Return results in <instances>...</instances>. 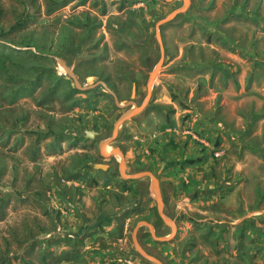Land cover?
Listing matches in <instances>:
<instances>
[{
	"label": "rangeland",
	"instance_id": "1",
	"mask_svg": "<svg viewBox=\"0 0 264 264\" xmlns=\"http://www.w3.org/2000/svg\"><path fill=\"white\" fill-rule=\"evenodd\" d=\"M183 2L0 0V264H155L133 230L172 229L151 179L123 178L120 156L100 152L129 105L96 82L120 103L136 84L142 104L156 24ZM181 14L160 27L148 104L105 151L159 178L177 233L137 235L164 264H264V0H189ZM61 133L50 154L57 141L43 139Z\"/></svg>",
	"mask_w": 264,
	"mask_h": 264
},
{
	"label": "water",
	"instance_id": "2",
	"mask_svg": "<svg viewBox=\"0 0 264 264\" xmlns=\"http://www.w3.org/2000/svg\"><path fill=\"white\" fill-rule=\"evenodd\" d=\"M189 6V0H184L183 5L175 8L172 12H170L166 17H164L163 19L159 20L156 24V28H157V38L159 40V43L161 45V51H162V58L159 61L158 65L155 67V69L151 72L149 80H148V95L147 98L145 99V101L138 105L136 103V101L134 100L135 96H136V84H134L133 89H132V94H131V99L130 100H124L122 103L119 102V99L117 97V95L115 94L114 91H112L111 89L107 88V84L104 81H97L96 84L100 83L102 85H104L106 87L107 90H109L116 99V102L119 106H124V105H129V107L124 110L120 116L118 117V119L116 120L113 130H112V134L110 137L103 139L100 144H99V149L100 152L102 154H104L105 156L111 157L112 155H119L120 156V163H119V172L121 174V176L125 179H139V178H143V177H149L151 179V191H152V196L154 197V199L157 202V209H158V213L159 215L162 217V219L164 220V222L169 225L172 229V231L170 232V234L167 235H158L156 233V228L155 225L153 223H151L148 220H141L139 222H137L136 227L133 230V242L134 245L136 247V249L138 250V252L145 257L146 259L150 260L151 262L155 263V264H164V262L157 257L156 255L150 253L147 251V249L140 243L139 239H138V230L140 227L142 226H147L151 232L152 237L154 238V240L156 241H170L171 239L174 238V236L177 233V227L175 225L174 220L165 212V203H164V199H163V195H162V190H161V186H160V180L159 178L150 170H143V171H139V172H135V173H127L126 171V161H125V154L124 152L120 149V148H114L112 150H110L109 152H106L104 149L107 147V145L109 143H111L112 141L116 140L118 137V133H119V128L120 126L127 121L128 119H130L131 117H133L135 114L141 112L142 110H144V108L146 107V105L148 104L149 100H150V96H151V86L152 83L154 81V79L156 78L161 66L163 65L164 59L166 58L165 55V47H164V43H163V39H162V34H161V30L160 27L161 25H163L164 23L169 22L170 20L174 19L177 15L183 13L184 11H186V9ZM60 64L63 66H65L68 74L66 75L67 78H72L74 79V85L77 86H81L80 82L77 78V76L74 74V72H72L68 66L65 64V62L63 60H60ZM95 80L94 76H91L87 79V81L89 83L93 82ZM99 134V132L97 131H90V130H86V136L90 137V138H95V136ZM95 167H99L102 169H107L109 167L108 164L106 163H96Z\"/></svg>",
	"mask_w": 264,
	"mask_h": 264
},
{
	"label": "crops",
	"instance_id": "3",
	"mask_svg": "<svg viewBox=\"0 0 264 264\" xmlns=\"http://www.w3.org/2000/svg\"><path fill=\"white\" fill-rule=\"evenodd\" d=\"M71 135H72L73 138H75V135L76 134L75 133H71ZM45 137H47V138H45L43 140H46L47 139V140H49V143H51V144H53L54 141H57V147L56 148H53V149L49 148L48 149L50 151L49 152L50 154H54V153H60L61 154V152L64 151V149L60 150V147L61 148L62 147L64 148V142H66V138H62L60 136V134L59 135L58 134L57 135H55V134H48ZM69 137H71V136H69ZM100 215H101V212L98 215V218H100ZM98 220H100V219H96V220L95 219L94 220L92 219L93 224L97 223ZM82 226H83V230H88V228L90 227V225H88L87 223L83 224Z\"/></svg>",
	"mask_w": 264,
	"mask_h": 264
},
{
	"label": "trees",
	"instance_id": "4",
	"mask_svg": "<svg viewBox=\"0 0 264 264\" xmlns=\"http://www.w3.org/2000/svg\"><path fill=\"white\" fill-rule=\"evenodd\" d=\"M183 14H179L178 15V17H180V16H182ZM1 45V44H0ZM0 59H1V57H0ZM1 62V61H0ZM77 90H76V88H72V92L73 93H75ZM71 95H72V93H71ZM47 135V134H46ZM60 135H62V133L60 134ZM139 181H143V179H140ZM142 187V191H143V194H142V204H145L147 201H148V199H150V197H149V183L148 182H146L144 185H142L141 186ZM4 200H7L6 198H0V202L1 203H5L4 202ZM165 211L169 214V215H171V216H173V213H174V209H173V207H172V203L171 204H168V205H166V207H165ZM106 216L104 215V214H101L100 215V218H98V219H100V220H102V218H105ZM111 218V217H110ZM100 220H98V222L100 221Z\"/></svg>",
	"mask_w": 264,
	"mask_h": 264
},
{
	"label": "flooded vegetation",
	"instance_id": "5",
	"mask_svg": "<svg viewBox=\"0 0 264 264\" xmlns=\"http://www.w3.org/2000/svg\"><path fill=\"white\" fill-rule=\"evenodd\" d=\"M131 99V98H130ZM128 108V107H127ZM165 207H166V205H165Z\"/></svg>",
	"mask_w": 264,
	"mask_h": 264
},
{
	"label": "bare ground",
	"instance_id": "6",
	"mask_svg": "<svg viewBox=\"0 0 264 264\" xmlns=\"http://www.w3.org/2000/svg\"><path fill=\"white\" fill-rule=\"evenodd\" d=\"M105 150V149H104Z\"/></svg>",
	"mask_w": 264,
	"mask_h": 264
}]
</instances>
